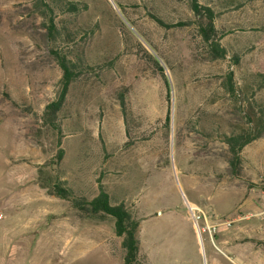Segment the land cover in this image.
Instances as JSON below:
<instances>
[{
  "label": "rangeland",
  "instance_id": "1",
  "mask_svg": "<svg viewBox=\"0 0 264 264\" xmlns=\"http://www.w3.org/2000/svg\"><path fill=\"white\" fill-rule=\"evenodd\" d=\"M74 1L86 9L58 20L80 33L48 41L37 0H0V183L12 177L17 193L34 194L0 209V264H123L112 218L87 219L42 184H60L72 202L92 200L101 186L139 223L144 264H209L221 230L247 216L264 222L256 217L264 206L232 215L240 191L264 195V135L242 149L235 172L222 142L246 127L250 101L264 102V88L238 97L224 88L230 72L240 84L264 61V0H198L214 8L219 42L240 56L238 67L210 58L188 0ZM151 15L186 24L162 27ZM57 48L93 70L51 114Z\"/></svg>",
  "mask_w": 264,
  "mask_h": 264
},
{
  "label": "trees",
  "instance_id": "2",
  "mask_svg": "<svg viewBox=\"0 0 264 264\" xmlns=\"http://www.w3.org/2000/svg\"><path fill=\"white\" fill-rule=\"evenodd\" d=\"M37 6L40 8V14L46 20L45 28L48 41H55L57 37L61 40V37L64 36L63 41H72L80 33L81 30H69L64 25L63 20H58V18L68 14L80 13L86 9L85 3L83 4L74 0H37ZM188 6L192 15V19L189 22L197 26L202 42L208 47L210 58L212 60L222 61L228 59L232 66L238 67L240 64V56L235 52H229L219 42L221 36L217 34L218 32L215 29L216 12L214 8L203 5L198 0H188ZM151 19L162 27H180L186 24V22H183L167 26L164 21L156 16L151 15ZM51 55H53L61 70V87L58 97L46 108L51 114H55L62 106L70 84L76 77L92 71L93 68L79 58L78 55L74 56V59L67 58V53L59 48L52 50ZM152 64L157 74L166 82L163 68L155 60H152ZM224 83V88L233 97H238L239 93L246 95V89L252 93L260 91L264 88V61H261L257 68L252 69L247 75V78H244L240 84L237 79L235 80V76L231 72L226 76ZM241 87L245 90H241ZM166 98L169 99L168 94ZM119 103L123 114H126V106L122 94L119 96ZM163 125L166 129L169 128V111L166 113ZM245 126L244 128L230 132L229 135H222V142L227 145L228 152L231 156L229 165L233 172L237 169L239 154L242 149L264 135V102L256 100L249 102ZM62 156L63 152L59 150L56 156L57 159L60 160ZM59 185L42 184V187L47 189L48 194L73 203V207L83 212L85 214L84 217L87 219H94L98 214L112 218L114 221V234L121 239L120 247L123 251V264H144V258L140 255L139 251V238L137 235L139 223L131 217L122 204L111 205L107 193L103 191L101 186H99L98 195L92 200L88 202L86 200L72 202L69 191Z\"/></svg>",
  "mask_w": 264,
  "mask_h": 264
},
{
  "label": "crops",
  "instance_id": "3",
  "mask_svg": "<svg viewBox=\"0 0 264 264\" xmlns=\"http://www.w3.org/2000/svg\"><path fill=\"white\" fill-rule=\"evenodd\" d=\"M4 179L5 183H0V209L5 211L9 203L16 208L18 206L16 201L22 199L34 200V194L26 193L30 189L22 193L15 191L19 185L18 179L12 177ZM238 195H240L239 200L232 215L240 212L241 216H246L245 214L255 213L264 206V195L243 191ZM248 218L249 216L242 217L231 228L221 230V239L217 244H211L213 252L209 256V264H264V242H262L264 222L248 220ZM67 224L65 223V226ZM58 225L62 226L63 223Z\"/></svg>",
  "mask_w": 264,
  "mask_h": 264
},
{
  "label": "built area",
  "instance_id": "4",
  "mask_svg": "<svg viewBox=\"0 0 264 264\" xmlns=\"http://www.w3.org/2000/svg\"><path fill=\"white\" fill-rule=\"evenodd\" d=\"M192 216H193L194 222H197L196 220L199 219V217H195L193 213H192ZM256 217L264 218V209L260 211L258 214H256ZM2 219H3L2 215L0 214V220ZM232 223H234V220H225L222 222V225L226 227H230ZM207 230L210 232L211 230H215V227H208Z\"/></svg>",
  "mask_w": 264,
  "mask_h": 264
},
{
  "label": "bare ground",
  "instance_id": "5",
  "mask_svg": "<svg viewBox=\"0 0 264 264\" xmlns=\"http://www.w3.org/2000/svg\"><path fill=\"white\" fill-rule=\"evenodd\" d=\"M188 208H189V211L191 212V214L193 213V211L195 210V207H190V206H188ZM195 224H196V226H197V223L196 222H194Z\"/></svg>",
  "mask_w": 264,
  "mask_h": 264
},
{
  "label": "water",
  "instance_id": "6",
  "mask_svg": "<svg viewBox=\"0 0 264 264\" xmlns=\"http://www.w3.org/2000/svg\"><path fill=\"white\" fill-rule=\"evenodd\" d=\"M162 67V66H161ZM163 68V67H162ZM168 77V76H167Z\"/></svg>",
  "mask_w": 264,
  "mask_h": 264
}]
</instances>
